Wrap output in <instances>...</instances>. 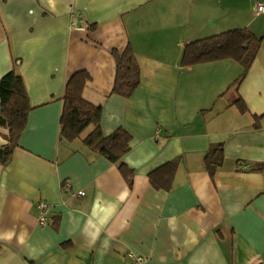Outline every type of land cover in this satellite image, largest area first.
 <instances>
[{
  "label": "crops",
  "instance_id": "crops-1",
  "mask_svg": "<svg viewBox=\"0 0 264 264\" xmlns=\"http://www.w3.org/2000/svg\"><path fill=\"white\" fill-rule=\"evenodd\" d=\"M258 2L0 0V77L19 60L32 105L12 159L0 163V264H133L129 252L147 264H264ZM236 28L263 37L239 84L244 67L234 59L182 65L188 43ZM128 45L141 71L130 97L113 92V51ZM82 70L103 133L131 134L123 162L132 185L118 163L84 143L93 125L61 138L67 82ZM8 133L0 125V146ZM220 143L224 162L212 176L206 155ZM173 160L172 187H155L150 175ZM41 200L52 207L46 225Z\"/></svg>",
  "mask_w": 264,
  "mask_h": 264
},
{
  "label": "trees",
  "instance_id": "trees-1",
  "mask_svg": "<svg viewBox=\"0 0 264 264\" xmlns=\"http://www.w3.org/2000/svg\"><path fill=\"white\" fill-rule=\"evenodd\" d=\"M263 37L255 35L248 28H236L216 35L201 38L188 43L183 51V66H193L205 62L223 59H234L244 67V72L236 80L239 84L247 74L257 57ZM117 63V73L113 92L130 97L140 83L141 71L135 52L128 45L123 52L113 51ZM16 61L14 68L0 77V125L9 130L7 142L0 146V163L7 164L19 146L20 138L26 129L32 105L23 76L18 72ZM90 74L77 71L67 82L66 94L63 98L61 115V138L74 140L79 138L90 125L94 128L84 138V143L103 154L111 161L118 163L127 182L132 185L134 171L123 162V157L130 151L131 134L119 128L110 135L102 131V107L88 101L84 97V88ZM242 111L247 107L241 98L235 101ZM261 118V117H257ZM258 126V124L256 125ZM225 155L224 144L213 145L206 155V167L213 176L223 165ZM179 160L165 164L150 177L153 185L159 189H170ZM159 172H164L160 174Z\"/></svg>",
  "mask_w": 264,
  "mask_h": 264
},
{
  "label": "built area",
  "instance_id": "built-area-1",
  "mask_svg": "<svg viewBox=\"0 0 264 264\" xmlns=\"http://www.w3.org/2000/svg\"><path fill=\"white\" fill-rule=\"evenodd\" d=\"M255 10L257 13H264V2H258L255 5ZM246 168H250V166L245 165ZM69 186H67L68 188ZM80 195H85V191L80 190L78 192ZM37 209L39 213V220L42 224L46 225L49 222V214L52 210V207L47 202L41 200L37 203ZM129 256L132 259L133 264H147L148 258L143 255L134 254L133 252H129Z\"/></svg>",
  "mask_w": 264,
  "mask_h": 264
},
{
  "label": "water",
  "instance_id": "water-1",
  "mask_svg": "<svg viewBox=\"0 0 264 264\" xmlns=\"http://www.w3.org/2000/svg\"><path fill=\"white\" fill-rule=\"evenodd\" d=\"M2 111V105H1V101H0V112Z\"/></svg>",
  "mask_w": 264,
  "mask_h": 264
}]
</instances>
